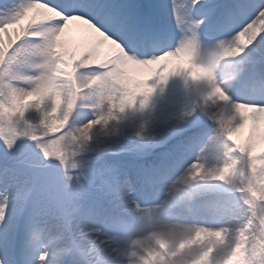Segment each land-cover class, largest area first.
I'll return each instance as SVG.
<instances>
[{
	"label": "snow or ice",
	"instance_id": "1",
	"mask_svg": "<svg viewBox=\"0 0 264 264\" xmlns=\"http://www.w3.org/2000/svg\"><path fill=\"white\" fill-rule=\"evenodd\" d=\"M174 77L197 99L146 147L211 134L121 171L104 138ZM0 264H264V0H3Z\"/></svg>",
	"mask_w": 264,
	"mask_h": 264
},
{
	"label": "rangeland",
	"instance_id": "2",
	"mask_svg": "<svg viewBox=\"0 0 264 264\" xmlns=\"http://www.w3.org/2000/svg\"><path fill=\"white\" fill-rule=\"evenodd\" d=\"M0 3H2V0H0ZM141 3L143 4V2ZM167 3L168 1L163 0L161 5L164 6L165 4L167 5ZM130 73L137 80H141V76H140L141 73H139L138 76H136L131 71ZM178 87H179V81H176V77H174L169 80L167 85L158 88L156 92L153 94V96H156V98L160 102L158 106L159 105L163 106L165 110L164 112L168 116L167 118L163 119V122L159 123L158 121H153L148 119L147 117L149 114H147V110L144 112H140V111L129 112L127 114L126 119L122 123L121 130L119 131V133L111 137H105L104 139L108 141L110 144H112L116 150L134 149L141 152L147 151L149 148L146 146H150L154 141L158 140L159 137L163 135V133L167 129L174 126L177 123L181 112L184 111L193 101L197 99L196 90H194V92L193 91L190 92V89H186L184 94L181 95V99L175 100L174 93L175 91H177L178 93V90H176V88ZM153 96L151 97V99L153 98ZM210 128H212V126L210 125H208L207 127L201 126L199 130L207 129L209 130V134H211ZM137 131H142L143 136L137 137L135 135ZM189 131L192 130L189 129ZM185 133H183V136L179 138L181 139L186 138ZM188 135L191 136L190 134ZM158 150H163L161 152L162 153L161 155L164 156L170 154L172 151L171 147H168L165 150L164 149H158ZM116 166L119 169L121 167H124L121 166L120 164H116ZM126 172H129V169H127ZM134 174H136V169L134 171ZM209 222H211L210 218H209Z\"/></svg>",
	"mask_w": 264,
	"mask_h": 264
},
{
	"label": "bare ground",
	"instance_id": "3",
	"mask_svg": "<svg viewBox=\"0 0 264 264\" xmlns=\"http://www.w3.org/2000/svg\"><path fill=\"white\" fill-rule=\"evenodd\" d=\"M71 36H73V41H76V43H79L82 41L83 36L80 33L79 29L76 28L75 26H73L72 28V32H71ZM104 50H107V47L104 48ZM131 72H133L136 76H138L139 73H141V80L145 79L147 77V75L149 74V72L151 71V69H146V68H141V67H134L130 69ZM184 82L183 80H181L179 87H178V93L177 91H175L174 93V97L175 99L179 100L180 95H183L185 92V87H184ZM160 102L158 101V99L156 98V96H153L152 99H150L149 105L148 107L144 110H147V114L148 115V119L153 120V121H158L159 123L163 122V119L167 118L168 116L165 114V110L163 108V106L159 105ZM155 110V111H154ZM143 111V112H144ZM251 123V121H248ZM198 131V129L193 130L191 133H189L190 135H193L194 132ZM189 135H186V138ZM176 141V140H175ZM172 144V143H171ZM196 151H198L197 148L194 147L193 149V153H195ZM211 162V161H210ZM158 164H164V162H159Z\"/></svg>",
	"mask_w": 264,
	"mask_h": 264
}]
</instances>
